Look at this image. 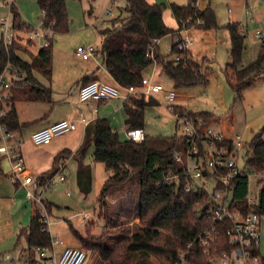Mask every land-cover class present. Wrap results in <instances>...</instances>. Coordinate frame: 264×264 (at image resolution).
I'll use <instances>...</instances> for the list:
<instances>
[{
    "label": "trees",
    "instance_id": "trees-1",
    "mask_svg": "<svg viewBox=\"0 0 264 264\" xmlns=\"http://www.w3.org/2000/svg\"><path fill=\"white\" fill-rule=\"evenodd\" d=\"M38 5L45 26L54 23L55 32L69 30L67 0H38ZM165 8V3L154 0H128L126 16L118 15L111 18L105 26L97 29L102 40L100 48L103 64L117 84L140 87L144 77L143 71L153 63L150 49L155 39L163 38L168 34L176 35L181 28V21L187 19L195 21L201 18L204 22L198 25L199 27L219 28L213 7L207 6L201 9L196 0L184 5L171 3L172 12L178 21L176 29L165 23ZM12 11L16 29L20 31L32 29L15 5ZM227 27L230 32V60L223 71L229 85L237 93L236 98H241L242 89L264 72V43L258 58L250 64L243 65L245 34L239 23L232 22ZM17 42L14 41L6 47L0 38V73L9 66L16 75L8 92L19 86L27 89L24 92L25 98L51 101L53 90L39 80L38 74L49 81L52 79L53 38L41 45L31 60L20 55L21 50ZM155 56L164 71L173 79L176 87L206 83L209 80L201 63L192 57L175 63L172 58L163 56L159 50L156 51ZM91 80L93 79L90 75H85L80 82L83 85ZM15 100L16 97L12 92L5 97L3 105L9 106L10 109L1 122L10 131L17 132L21 128V123L14 104ZM158 103L155 98L147 101L142 96H130L129 100L124 102L127 114L126 126L144 128L147 106ZM173 107L176 112L188 113L192 117L201 119L203 123H209L214 116L209 111L195 113L187 111L180 105L173 104ZM147 138L146 136L142 142L122 140L112 127L111 121L107 117L99 116L94 123L87 126L84 141L75 152L65 149L56 157V163L62 158L77 157V183L85 195L91 192L93 185V168L86 162L88 150L92 145L94 160L104 163L107 170L114 171L104 183L98 196V208L104 209L107 222L102 234L98 237L91 235L94 224L92 216L85 225L84 233L71 225V229L81 242L79 248L86 252L97 250L101 259L107 264H152L147 258L149 254L162 258L166 264H180L181 251L186 254L191 264H210L209 256L205 254L206 247L199 236L207 229L217 228L219 233L210 249L213 252L230 250L232 246L227 236V229L231 222L227 219L215 221L205 209L206 205H211L206 192H187L183 184L177 186L165 182V177L170 171L179 170L174 156L177 150L187 144L186 138L178 133L172 137L159 138L162 142L160 146H152ZM249 148L248 165L258 171L264 170V126L254 136ZM39 178L45 180L44 175ZM130 182L138 185L135 214L140 220V227L133 234L126 235V229L122 228L123 214L113 215L107 198ZM219 186L232 196L230 208L245 212L254 210L261 216L264 215V182L259 189L257 203L252 205L248 202L249 179L246 175L222 181ZM47 208L51 211V205ZM42 218V211L33 208L30 223L19 233V236L24 235L27 239V260L31 264L42 263L37 247L52 248L53 245L49 226ZM110 227L119 230L114 234L110 231ZM113 238L117 242L112 246L108 241ZM261 257L264 264V255Z\"/></svg>",
    "mask_w": 264,
    "mask_h": 264
},
{
    "label": "rangeland",
    "instance_id": "rangeland-1",
    "mask_svg": "<svg viewBox=\"0 0 264 264\" xmlns=\"http://www.w3.org/2000/svg\"><path fill=\"white\" fill-rule=\"evenodd\" d=\"M154 1L166 4L164 21L170 26L169 24H174L171 3L184 5L190 0ZM197 4L201 9L207 6L213 7L219 23V28H213L212 35H203L201 30L195 31L193 33L194 46H192L193 48L190 47L193 50V56H198L200 61L205 60L206 64H209L207 65L209 67H204L209 80L206 83L176 87L173 79L164 71L161 64L151 63L143 71L144 77L152 78L154 76L153 78L156 81L162 83L164 89L175 90L183 98L169 102L165 100L164 93H157L156 97L159 103L147 106L144 129L148 142L152 146H160L162 144L159 138L172 137L176 133H179L178 125L180 124L176 121L170 110V104L180 105L187 111L195 113L209 111L219 115L223 114L224 116L234 115L237 129L235 132L239 133L242 136L244 144H247L240 151L239 167L243 168L248 159L249 145L254 136L264 126V72L242 89L241 98H236L237 93L227 83L219 63L224 64L228 61L230 32L227 26L231 22V18H233V22L243 25L242 30L246 37L243 62L250 64L258 58V49L260 50L264 40L259 39L256 36V32L258 30L264 32V0H199ZM110 5L115 8L112 14H108L107 12V8ZM127 5L128 0H67L69 30L67 32H55L53 36V72L51 83L56 90V94H54V102L48 104L50 107L55 106V110L50 113V116L58 115L66 108L74 110L78 107L76 103L81 100L77 92V82H80L84 76L82 74L83 71L93 70L91 73L98 72L99 74H103L109 82H112L107 70L97 63V61L103 63L102 56L98 57L97 61L92 58L86 61L78 57L75 51L79 46H87L89 44H96L98 47H101L102 40L97 29L105 26L111 18L118 15L126 16L128 14L126 10ZM250 5L253 6V11L250 10ZM15 6L23 19L32 26V30L43 26V15L39 8L38 0H15ZM175 21L177 22L176 19ZM30 32L31 30L20 31L19 36L22 39L17 42L20 47L19 50H21V52L19 51L20 55L28 60L37 54L38 50L36 51V48L38 49L43 41H32L37 46L34 48L32 44L26 41ZM187 35L188 33H184L183 37ZM215 40H219V43ZM173 42L174 36L172 34L160 39L158 47L163 56L172 58L173 51L171 50V46ZM189 55L192 56L190 51ZM9 77H12V75H9ZM38 78L40 81L43 79L42 76H38ZM45 79L49 81L47 78ZM26 90L19 86L11 90L14 97H16L15 104L21 111L25 104L32 103L30 100L24 99V92ZM123 92L125 93V91ZM33 102L35 103V101ZM124 102L123 98L109 100L111 116H107L111 121L112 127L119 133L122 140L127 139V114ZM61 108L62 110H60ZM119 108L121 109L119 110ZM22 116L23 119L26 118L24 112ZM34 124L32 123V125ZM212 126L217 128L215 125ZM29 130L28 126V128H25L24 135L19 136V133H17L18 139L21 140L20 151L22 155V145L26 141H29V143L31 141L35 147L33 148L35 152L42 153V150H46L51 143L36 145L32 141V133ZM81 131L79 128L64 133L56 136L53 141L67 138H70L73 142L77 141L78 136L76 135H79L78 133ZM93 152L94 146L92 145L86 156V162L93 168V185L88 195L81 192L77 183V157H71L66 160L67 164L63 171L51 175L55 171L53 169V171L44 175L45 180L55 176V185H42L37 190L33 186L29 187L35 191L36 198L28 199V188L20 187L16 189L14 188V181L9 177L7 178L9 185H13L11 198L15 201V207L12 214H15L17 222L22 224L21 227L27 226L31 221L33 208H38L42 212L46 210L50 218L49 230L53 240L57 237L63 240V243L55 244L57 251L62 248L64 250L67 247H81V242L71 229V225L84 233L85 225L89 221V219L83 220L84 213H89L94 217L91 235L98 237L107 225L104 209L98 208V196L104 183L114 171L112 169L107 170L108 168L104 163L96 162L93 158ZM59 161L63 160L60 159ZM12 175L14 176L13 173ZM61 175L66 177L65 181H59ZM250 182L252 192L258 194L260 184L257 182L256 177L250 176ZM138 192V185L130 182L123 189L107 198L110 202L112 214H123L122 228L126 229V235L133 234L140 227V220L135 214ZM38 197L41 198V202L37 200ZM46 205H51V211ZM16 226L15 232L11 235L9 234L0 243V251L3 253L0 264H13V262L28 264L27 239L24 235L19 236L20 224ZM261 229L260 245L262 255H264V215L262 216ZM118 230V228L110 227V231L114 234ZM108 242L113 246L117 241L113 238ZM180 253L183 254L184 252L181 251ZM147 258L152 264H166L162 258L152 254H149ZM84 264L107 263L101 259L97 250H92L87 252V259Z\"/></svg>",
    "mask_w": 264,
    "mask_h": 264
},
{
    "label": "built area",
    "instance_id": "built-area-1",
    "mask_svg": "<svg viewBox=\"0 0 264 264\" xmlns=\"http://www.w3.org/2000/svg\"><path fill=\"white\" fill-rule=\"evenodd\" d=\"M261 1V0H257ZM197 2V1H196ZM15 0H0V38L6 47H9L14 41L21 39L20 30L16 29L13 23V6ZM250 10L253 6L250 5ZM114 6L107 8L108 14L114 12ZM203 19L198 18L195 21L187 19L181 21V28L174 36V42L171 46L173 51L172 59L175 63L188 60L191 58L189 49L193 46L194 40L190 34L192 28L202 25ZM54 23L31 29L26 41L43 40L42 45L46 44L49 39L53 38L55 31ZM184 33H188L183 37ZM258 38L264 40V32H256ZM161 38L155 39L150 49V56L153 63L157 64L156 51ZM75 54L83 60L94 59L102 56L101 48L96 44L79 46ZM103 67V63L98 62ZM12 75V77H9ZM16 75L12 73L9 66L0 73V155L6 157L9 161L13 178L20 182L21 185L28 187L33 185L37 190L42 185H55V176L48 180H41L33 173L29 172L23 155L20 151L21 140L18 139L16 132L10 131L7 126L1 122L6 116L4 100L8 90L12 87V79ZM125 91V93L123 92ZM164 93L165 100L173 102L178 98L175 90L164 89L161 83L153 81L152 78L143 77L140 87L122 86L119 84H110L107 82L93 79L80 86L79 96L83 102H102L112 99L123 98L126 101L130 96L138 95L149 101L151 98L157 100L156 94ZM178 125L179 135L186 138L187 144L177 150L174 156L176 163L179 165L178 171H170L165 177L167 184L181 185L185 191H203L206 192L211 200V205L207 211L214 217L215 221L230 220L231 225L227 229V236L231 244L230 250L213 252L210 246L219 233L217 228L205 230L199 237L205 245V254L209 256L210 264H262L260 250L261 238V220L262 216L254 211L248 212L240 209L230 208L231 195L226 189L220 188L222 181H228L231 178L246 175L249 179L248 202L252 205L257 203L258 194L251 190L250 176H254L257 182L262 185L264 182V170L258 171L251 168L246 160L243 168L239 167L240 151L245 146L242 136L239 133L227 135L222 130L214 128L210 123H203L201 119L192 117L188 113L180 114L175 111L173 104H170ZM97 111V109H95ZM81 121L88 125L89 121L81 114ZM77 129V122L72 119H61L46 127L36 130L32 133V141L36 145L49 144L56 136L71 132ZM127 139L135 142L145 140L147 134L144 128L126 126ZM66 163L60 161L57 172L65 169ZM66 177L61 175L59 181H65ZM260 189V188H259ZM259 192V191H258ZM36 193L28 188L27 198H36ZM37 200L41 202V198ZM42 220L50 224V218L46 210L42 212ZM91 214L84 213L83 220L90 219ZM63 243L59 237L53 240L52 248L37 247L36 250L41 257V264H84L87 259V252L78 247H67L60 255H57L55 244ZM180 264H191L185 253H180ZM13 264H19L13 262ZM28 264H31L28 262Z\"/></svg>",
    "mask_w": 264,
    "mask_h": 264
},
{
    "label": "crops",
    "instance_id": "crops-1",
    "mask_svg": "<svg viewBox=\"0 0 264 264\" xmlns=\"http://www.w3.org/2000/svg\"><path fill=\"white\" fill-rule=\"evenodd\" d=\"M190 1H194V0H190ZM196 1L198 3L199 0H196ZM173 18H174V24L173 25L169 24L170 25L169 27L176 28V27H178V25H177L178 21L177 22L175 21L176 18L174 16V14H173ZM232 22H233V18H231L230 23H232ZM240 25L242 26V29H243V25L241 23H240ZM197 30H201L203 35H208V34L212 35V31H213V29H203L199 26H196V27L192 28L190 31L192 38H193V33ZM193 40H194V38H193ZM215 41L217 43H219V40H215ZM28 43L32 44V46L34 48L37 47L35 42L28 41ZM193 46H194V44H193ZM230 47H231V43H230V46L228 48V61L230 60ZM38 49L36 48V51ZM158 50H159V47H158ZM189 51L192 55L191 57L194 60L198 61L199 63L202 62L201 65L203 66V69H205L204 67H209V66H207L209 64H206L205 60L200 61V59H198L199 58L198 56H193V50L192 49H189ZM260 51H261V48H260V50L258 49V56H259ZM22 53H25V52H22ZM256 53H257V51H256ZM89 60L90 59H88L86 61H89ZM226 63H224V64L219 63L223 74H224V71H223L224 66L226 65ZM243 65H247V64H245L243 62ZM91 71H93V70L83 71L82 74L84 76L90 75L91 79H98L100 81L107 82L110 84H112V82H113V84H117L115 79L109 74L108 71H107V73L109 74V78L112 82H109L108 79L106 77H104L103 74H99L98 72H94V73L92 72L91 73ZM38 76H41V75L38 74ZM153 77H152L153 81L161 83L159 81H156L155 78H153ZM224 77L226 79L225 74H224ZM42 78L43 79L41 82L45 86L51 87L53 90L52 100L51 101L48 99L47 100H34L31 98H24L25 100H30L32 103L25 104L22 111L20 110V108L17 107V105L14 102L16 109L18 111L19 120L21 123V128L19 130H17L16 134L19 133V136L24 135L25 128H28V126L30 129L29 132L33 133L34 131L39 130L43 127H46V126H48V125H50V124H52L58 120H61V119L75 120L77 122V129L80 128L82 131L80 133H78L79 135H76V136H78V140L74 141V142L70 138L60 139L57 141L52 140L50 142L51 144L49 143L50 145L46 148V150H44V151L42 150V153L41 152H35L33 149L35 147L32 145L31 141H30V143H29V141H26L25 144L22 145V152H23L24 161H25V164L27 166L28 171L33 173L34 175H36V177L46 175L50 171H53V169L55 170L54 172L57 173L58 163L60 161L58 163H56L55 160H56V157L58 156V154L65 149H70L73 152H75L81 146V144L84 141L87 126L94 123L96 118L99 116H104V117H107V116L110 117L111 116L110 115V107L111 106L109 105V101L108 102L107 101H102V102H96V101H94V102H92V101L83 102L82 101L81 102V101H78L76 103V105L78 106L76 109L73 108L74 110H72V109L66 108L60 114L55 115V116H50V113L55 110V106L50 107L48 104L54 102V94H56V90L53 88L54 86L52 85L51 81H47L43 76H42ZM226 81H227V79H226ZM227 83H228V81H227ZM81 85H82V82H77V92L78 93H79V89H80ZM10 93L11 92L9 91V94ZM9 94H6V96H9ZM78 96H79V94H78ZM181 98H183V96L182 95L179 96V94H178L177 99H181ZM33 101H35V103ZM5 108H6L7 112L10 109L9 106H6ZM95 109H97V111H95ZM120 109L121 108H119V110ZM60 110H62V108ZM23 112L25 113V116H26V118H24V119L22 116ZM211 113H213V115H214L212 117V119L209 121V123L211 125H215L217 127L216 129L222 130L227 135H232V134L236 133L235 131L237 129H236V121H234L235 120L234 115L224 116L223 114L219 115V114H216L215 112H211ZM81 114H83L87 118V120L89 121L88 125H85L81 121ZM32 123H35V124L32 125ZM27 139H25V140H27ZM31 149H33V150H31ZM71 157L75 158L74 156H70L67 158H62L61 160H63L67 164L66 160H68ZM53 158H54V160L52 161ZM77 169H78V162H77ZM10 173H11V167H10L9 161L7 160L6 157H4L3 155H0V243L6 237H8L9 234L11 235L15 232L16 227H17L16 225L20 224V226H19L20 230L24 227V226L21 227L22 224L20 222L18 223L16 218H15V214L14 215L12 214L13 208L15 207V201L11 198L12 197V191H13V185H9L7 178L9 177L12 181H14V188H16V189H18L20 187L29 188V187L33 186V185H29L28 187H26V186L21 185L20 182H17L13 178L12 173H11V175H10ZM76 174H77V171H76ZM261 222H262V220H261ZM261 231H262V229H261ZM55 250H56V248H55ZM62 250H63V248L59 249L58 251L56 250L57 255H60L62 253L61 252ZM260 252L262 255L261 245H260ZM1 256H3V253L0 251V262H1Z\"/></svg>",
    "mask_w": 264,
    "mask_h": 264
},
{
    "label": "water",
    "instance_id": "water-1",
    "mask_svg": "<svg viewBox=\"0 0 264 264\" xmlns=\"http://www.w3.org/2000/svg\"><path fill=\"white\" fill-rule=\"evenodd\" d=\"M7 160H8V159H7ZM207 208H208V205L205 206V209H207ZM202 214H203V213H201L200 216H202Z\"/></svg>",
    "mask_w": 264,
    "mask_h": 264
}]
</instances>
